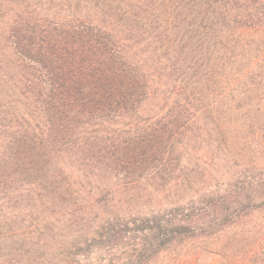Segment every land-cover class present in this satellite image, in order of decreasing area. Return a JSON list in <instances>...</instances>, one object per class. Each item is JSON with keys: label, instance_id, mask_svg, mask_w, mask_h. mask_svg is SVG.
Wrapping results in <instances>:
<instances>
[{"label": "trees", "instance_id": "16d2710c", "mask_svg": "<svg viewBox=\"0 0 264 264\" xmlns=\"http://www.w3.org/2000/svg\"><path fill=\"white\" fill-rule=\"evenodd\" d=\"M92 254L264 264V0H0V264Z\"/></svg>", "mask_w": 264, "mask_h": 264}, {"label": "rangeland", "instance_id": "374dc122", "mask_svg": "<svg viewBox=\"0 0 264 264\" xmlns=\"http://www.w3.org/2000/svg\"><path fill=\"white\" fill-rule=\"evenodd\" d=\"M163 76L157 70L152 69V67H148L146 69V75L151 78V94L148 99L147 104L144 106V112L150 113L154 110L160 102V93L164 91L163 83L165 82V78L162 77L161 80H157L156 76ZM83 264H113V260L109 256H103L101 254H92L87 259L81 258ZM85 260V261H84ZM217 260L216 256L209 257L208 264H214ZM115 264V263H114Z\"/></svg>", "mask_w": 264, "mask_h": 264}]
</instances>
